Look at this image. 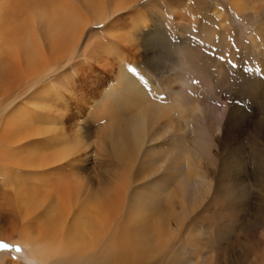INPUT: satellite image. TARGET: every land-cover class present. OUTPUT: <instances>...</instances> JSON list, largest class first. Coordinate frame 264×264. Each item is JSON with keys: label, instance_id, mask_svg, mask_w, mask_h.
Returning <instances> with one entry per match:
<instances>
[{"label": "bare ground", "instance_id": "1", "mask_svg": "<svg viewBox=\"0 0 264 264\" xmlns=\"http://www.w3.org/2000/svg\"><path fill=\"white\" fill-rule=\"evenodd\" d=\"M140 1L0 0V238L19 235V239L31 245L42 260H45L44 256H56V253L85 257L81 262V259L56 257L48 264H147L146 254L149 251L154 250L158 254L160 239L152 229L142 226L135 227L133 235L142 231L141 237L148 239L146 243L136 239L135 243L116 251L117 254L111 252L116 228L114 218L127 207L126 191L129 188L127 177L120 182L114 179L119 173L112 171L114 157H98L105 150L111 154V147L106 146L102 153L97 152L100 159L97 167L102 168L97 178L98 186L88 178L85 184V178L80 174L89 154H86V140L82 142L79 138L83 131L95 135L92 127L87 129L84 125L95 121L101 111H110L107 104L115 95L125 103L131 98L146 100L131 114L130 140H121L117 151L113 148L117 152L113 155L118 158V166L128 168L131 152L136 151L134 148L140 150L143 145L157 139L171 141L165 145L167 150L177 160L187 158V164L180 174V183L184 188L177 184L179 194L176 198L166 196V201H172L167 206L173 208L177 204L184 209L182 200L196 205L212 189V180L206 175L209 171L205 174L202 161L214 157V139L202 119L197 123L191 120L194 114L199 118L201 114L198 107H192L184 100L186 95L182 90L189 88V77L179 76L176 72L165 80L164 86H159L149 76L151 73L148 75V70L141 66V59L147 60L149 56L146 51H141L147 19L140 12L141 8L137 9ZM167 1L174 5L177 0ZM135 10L138 13L133 14ZM259 11L256 13L261 14L263 10ZM128 14L138 28L137 32L124 29L113 19L114 16ZM112 19L115 23L111 22ZM102 24L100 30L92 28ZM94 33L101 34L87 43ZM257 33L264 43L262 29ZM130 64L135 69L130 70L133 71L131 73ZM259 67L264 75V60ZM88 72L96 75L103 72L109 78L113 76L115 82H110L108 86V79L103 76L80 77L82 95L78 100L74 98L78 110L71 111L73 103L63 98V93L69 92L70 83H73L72 87L75 85V76H87ZM176 83L179 89L175 87ZM256 84L260 88L262 80ZM130 91H134L132 95ZM254 100L261 111L260 118L255 121L259 148L255 153L249 150L252 171L249 176L255 180L259 194H264V93L256 94ZM103 101L106 103L103 104ZM10 108L15 110L9 113ZM220 115V119H224L223 111ZM162 120L165 122L162 123ZM156 124L160 127L155 128ZM215 125L221 130L218 123ZM231 126L234 127L230 123ZM116 133H113L112 139L124 138ZM36 139L42 141V145H38L42 149L36 150ZM101 140L103 143V138ZM160 149L152 146L144 153H156ZM96 150L101 152L100 148ZM104 153L106 155L107 152ZM152 163L156 164L148 161V165ZM175 169L181 170L180 163L175 165ZM122 171L125 172L124 169ZM138 171L135 181L142 180L144 170ZM189 171L196 174L191 175ZM41 174L43 176L38 179ZM242 176H237L233 184L240 186ZM233 184L226 185L231 188L229 199L234 201L235 207L240 204L241 187ZM140 196L141 192L134 195L133 200L140 201ZM155 199L158 201L156 196ZM162 207L163 204L155 202L152 209L160 210ZM87 217L96 221L95 227L89 228ZM68 220V228L65 229V221ZM120 232H125L123 244H126L130 234L121 222ZM89 235V240H85ZM0 264H10L4 261L1 253Z\"/></svg>", "mask_w": 264, "mask_h": 264}, {"label": "rangeland", "instance_id": "2", "mask_svg": "<svg viewBox=\"0 0 264 264\" xmlns=\"http://www.w3.org/2000/svg\"><path fill=\"white\" fill-rule=\"evenodd\" d=\"M171 5L167 0H141L138 3L137 9L143 8L144 11L140 9V12L145 20L147 19L146 30L141 39V51H146L149 56V59L144 58L140 62L159 86H164L165 80L176 75L174 74L176 72L179 76L181 74L189 77L190 84L187 86L189 88L182 90V93L186 95L184 100L191 103L192 107H198L201 114V118L194 114L190 119L195 120V123L202 119L215 144L214 154L212 153L214 157L204 158L205 160L202 161L206 168L205 174L209 171L206 175L213 183H211L210 194L196 205L182 200L185 210L177 204L173 208L167 206L172 201H166V196L171 195L176 198L179 194L177 184L181 182L180 174L183 172L184 165L187 164V158L177 160L171 155V151L167 150L165 145L171 141L157 139L154 140L155 142L143 145L144 147L140 150L134 148L136 151L131 152L128 168L120 164L118 166V158L115 159L114 156L117 153L118 144L121 140H130L131 114L139 105L145 103L146 100L143 98H131L132 100H127L125 103L115 98V95L114 100L111 99L107 104L110 111H101L95 121L85 123L84 126L87 129L91 127L94 129L95 135L85 134L83 131L79 138L82 142L86 140V154H89L87 163H83L84 168L80 174L85 178V184L89 180L94 181L98 186V174L102 171L101 166L97 167L100 164L98 157L106 159L107 156H111L108 158L113 156L115 168L121 167L117 171L114 170V165L112 166L113 172H119L114 179L116 178L117 182L124 177L128 179L127 207L114 218L116 228L112 236L113 244L110 246L113 254H117L116 251L127 244L135 243L136 239L144 240L146 243L148 239L141 237L142 231L138 232L137 236L133 235V229L142 226L144 229H152L156 237L160 239L158 254L154 250L146 254L147 264H264V194H259L255 180L249 176L252 173L249 161L250 151L258 152L259 148L255 121L260 118L261 111L258 110L254 97L256 94L264 93V75L259 67L264 60V43L257 33L261 29L264 32V0H177L176 4ZM258 11L262 13L258 15L256 13ZM136 13H138L137 10L133 12V14ZM113 19L126 30L138 31L129 14L117 18L114 16ZM113 19L111 22L115 23ZM102 27L103 24L92 28L100 30ZM99 34L101 33H94L87 43L93 42L100 36ZM220 56H224L225 59L222 61ZM131 67L130 64L129 71H134L135 69ZM96 68L99 70L98 67ZM245 69L248 70L245 71ZM94 76H103L104 79H108L106 82L108 86L110 82H115L113 76L109 78L108 74L103 72L99 75L88 72L87 76H75L74 88L73 83H70L69 92L63 93V98L73 103L71 111L78 110L75 100L80 99L82 95L80 79ZM140 76L144 78V75ZM144 80L148 81L147 78ZM258 80H262L260 88H257ZM162 82L163 84L160 85ZM175 87H178L177 83ZM133 92L130 91L129 94L132 95ZM200 98L201 101H199ZM104 103L106 102L103 101ZM14 110L10 108L9 113ZM196 111L199 112L198 109ZM221 111L225 113L224 119H220ZM163 122L165 121L162 120ZM215 123L220 125L221 130L216 129ZM230 123L235 128L230 127ZM209 125L212 126L209 127ZM159 127L156 124L155 128ZM116 131L115 135L121 134L124 138L112 139L111 136L113 137ZM102 138L103 143L106 141L105 144L102 143ZM95 139L97 141H94ZM39 140L36 139V146L42 145V141L39 142ZM97 144L101 152L96 150L99 149ZM106 146L111 147L112 155L104 151ZM152 146L161 149L156 153H144ZM37 148L36 150L42 149L39 146ZM102 151L107 152L106 155ZM97 154L100 156L97 157ZM150 160L156 164L148 165ZM178 163L181 170L175 169ZM164 165L169 169L167 170ZM123 169L125 172L122 171ZM138 170H144V173H142V180L135 181ZM189 174L195 175L196 172L189 171ZM241 174H243L242 182H239L241 185L236 186L233 182ZM40 176L43 175L37 178L39 179ZM110 177L112 178L111 175ZM226 184L241 187V199L238 206L234 207V201L229 199L232 193L231 188ZM181 187L184 188L182 184ZM99 192L101 194L102 190ZM140 192L141 200L134 201V195ZM155 202H160L164 207L153 210ZM69 221H65V229L68 228ZM87 222L89 228L96 226V221L88 217ZM120 222L130 234L126 244H123L125 232H120ZM92 236L95 237L94 234ZM88 237L90 235L86 236L85 240H89ZM0 241L10 245L8 248H0L4 261L10 264H48L56 257L76 258L74 260L81 259V262L85 258L56 253V256H44L45 260H42V257L32 250L31 245L19 239V235L12 238H0Z\"/></svg>", "mask_w": 264, "mask_h": 264}, {"label": "snow or ice", "instance_id": "3", "mask_svg": "<svg viewBox=\"0 0 264 264\" xmlns=\"http://www.w3.org/2000/svg\"><path fill=\"white\" fill-rule=\"evenodd\" d=\"M222 61L225 59L224 56H220L219 57ZM232 67H236V65H231ZM248 69H245V71H247ZM10 247V245L5 244L3 241H0V248H8Z\"/></svg>", "mask_w": 264, "mask_h": 264}]
</instances>
